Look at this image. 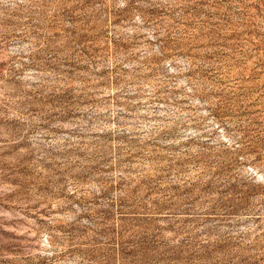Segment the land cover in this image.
Listing matches in <instances>:
<instances>
[{"label": "rangeland", "instance_id": "obj_1", "mask_svg": "<svg viewBox=\"0 0 264 264\" xmlns=\"http://www.w3.org/2000/svg\"><path fill=\"white\" fill-rule=\"evenodd\" d=\"M0 264H264V0H0Z\"/></svg>", "mask_w": 264, "mask_h": 264}]
</instances>
